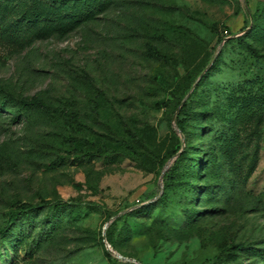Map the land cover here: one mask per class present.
Here are the masks:
<instances>
[{"label": "rangeland", "instance_id": "1", "mask_svg": "<svg viewBox=\"0 0 264 264\" xmlns=\"http://www.w3.org/2000/svg\"><path fill=\"white\" fill-rule=\"evenodd\" d=\"M132 259L264 264V0H0V264Z\"/></svg>", "mask_w": 264, "mask_h": 264}, {"label": "trees", "instance_id": "2", "mask_svg": "<svg viewBox=\"0 0 264 264\" xmlns=\"http://www.w3.org/2000/svg\"><path fill=\"white\" fill-rule=\"evenodd\" d=\"M87 12H88V7H84L82 10L79 11L78 16L79 17H83ZM147 46H148L147 47L148 54H150L152 56H155V57H159V58H163L164 57L163 54H161L153 45L148 44ZM200 81H201V78L198 80V83L197 84H199ZM24 104H25L24 106H26V107H33L36 104L43 105V103L38 102L34 98L33 99H29ZM46 107H47L48 111H50L52 114L58 113V114H62V115H67V112L65 110L59 108V107H54V106H46ZM70 139H73L74 140L73 137H71ZM124 143L129 148L132 147L129 143H127V142H124ZM182 154H183V152H180L179 153V156L182 157L181 156ZM174 174H175V170L174 169L173 170L170 169L169 171H167L165 173V179L167 181L168 180H172L173 177H174ZM164 193H165V190L162 191V194H164ZM27 209H29V207H26V206L25 207H21V208H17V209H15L14 212H11L10 213V216L18 215V214H20L21 212H23V211H25Z\"/></svg>", "mask_w": 264, "mask_h": 264}, {"label": "water", "instance_id": "3", "mask_svg": "<svg viewBox=\"0 0 264 264\" xmlns=\"http://www.w3.org/2000/svg\"><path fill=\"white\" fill-rule=\"evenodd\" d=\"M108 246H110L109 243H107ZM135 262H137V264H141L140 262L136 261L135 259H133Z\"/></svg>", "mask_w": 264, "mask_h": 264}, {"label": "bare ground", "instance_id": "4", "mask_svg": "<svg viewBox=\"0 0 264 264\" xmlns=\"http://www.w3.org/2000/svg\"><path fill=\"white\" fill-rule=\"evenodd\" d=\"M133 260V259H132ZM134 261V260H133Z\"/></svg>", "mask_w": 264, "mask_h": 264}]
</instances>
